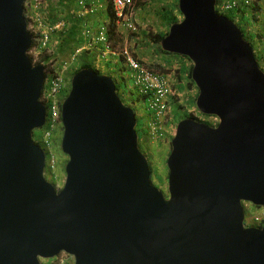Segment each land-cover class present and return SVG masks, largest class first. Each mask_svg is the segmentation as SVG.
Listing matches in <instances>:
<instances>
[{"label": "water", "instance_id": "95a60500", "mask_svg": "<svg viewBox=\"0 0 264 264\" xmlns=\"http://www.w3.org/2000/svg\"><path fill=\"white\" fill-rule=\"evenodd\" d=\"M27 0H0V264H264V71L218 0H178L182 20L161 41L188 57L196 107L216 126L181 120L167 158V191L152 184L137 114L116 81L93 68L62 103L58 191L34 133L46 126V72L28 55ZM55 1V0H53Z\"/></svg>", "mask_w": 264, "mask_h": 264}, {"label": "built area", "instance_id": "2783aa9c", "mask_svg": "<svg viewBox=\"0 0 264 264\" xmlns=\"http://www.w3.org/2000/svg\"><path fill=\"white\" fill-rule=\"evenodd\" d=\"M49 1L50 0H27L25 7L28 28L34 37L33 46L29 50L28 55L33 64L43 63L46 67V82L41 101L47 107L48 117L46 122L47 131L43 136V145L47 156L46 169L48 167L50 170L55 171L56 156L53 152L55 149L53 139L62 127L61 108L70 89V72L73 65L77 63L78 57L83 53L85 47L77 49L71 55L70 60L66 62H58L54 57L55 53L53 47H51V33L62 29L63 23H58L54 26H49L45 23L42 9L49 6ZM87 1H90L93 5L89 6ZM110 2L115 11L116 27L127 28L135 32L137 29L133 22L134 1L110 0ZM240 2L241 0H231L223 3L220 8L228 11L238 7ZM246 2L248 3V1ZM79 3V5L83 7L82 9L85 13L86 11L92 13L95 9L93 6L98 4V0H80ZM110 31L109 23L102 24L95 34V38H92L91 43L86 45V47L89 48V50L96 49L99 52L101 60L106 59L108 56L121 57L123 59L132 72L135 89L138 90L140 97L143 98L152 115L148 126V138L165 140L171 128V102L174 97H177L174 77L170 74L156 71L148 66L142 65L139 60L125 48L124 50L118 51L112 40ZM249 217L253 224H263L264 208L257 212H249ZM62 262L64 263V260Z\"/></svg>", "mask_w": 264, "mask_h": 264}, {"label": "rangeland", "instance_id": "374dc122", "mask_svg": "<svg viewBox=\"0 0 264 264\" xmlns=\"http://www.w3.org/2000/svg\"><path fill=\"white\" fill-rule=\"evenodd\" d=\"M169 0H134V16L133 22L136 26V31H130L127 28L117 27L114 29L112 40L116 46L118 51L127 49L133 56L137 59L141 60L146 66L151 69L161 71L167 74H170L172 77H177L178 71L182 68L181 57L176 55H166L159 51L157 45H155L154 38L157 32L159 31V26L170 24V16L169 12L171 11L170 6L168 4ZM157 7L160 10H157ZM167 10V12H162V9ZM182 18V16L180 17ZM110 16L106 14L104 16V20L106 23L109 22ZM253 28H257V23L253 20L248 19ZM258 47L260 45H257ZM85 51L92 52L94 49L89 50V48L84 46ZM57 53L59 56L57 57L59 60H70V53L64 52L60 53L57 49ZM66 54L70 56H66ZM90 56L85 57L84 60H88L91 65L98 72H102L103 74L111 76L118 85V93L123 100V102L135 109L137 112V118L139 125L142 124L141 129H139V145L141 150L148 157L149 163L152 167V184L159 188L161 191L165 192L167 195L168 185V170H167V158L171 151V141L173 138V130L175 126L177 127V120L174 119V114L177 115L179 112L184 113L188 112L189 114H196L195 108L189 106L187 100L190 97L196 96L197 89L192 87V89H188L185 92L177 91V97L171 102V114H170V132L165 140L159 141L156 139L150 140L148 138V126L150 124V115L146 109V103L143 102V98L140 97L138 90L134 88V82L132 80V72L128 65L122 62L121 58L119 59L112 58V56H108L106 59L100 60L99 52L95 51L89 54ZM83 59L78 60V64L76 67H80ZM115 60V61H114ZM169 64V62H171ZM117 65H116V64ZM159 67H164L160 69ZM166 70H170L169 72ZM75 73L73 72V75ZM72 75V77H73ZM176 106H180L182 108H177ZM182 115V114H181ZM197 115V114H196ZM205 119V118H203ZM206 121V120H205ZM210 121V120H209ZM212 122V121H210ZM147 134V135H146ZM63 136V130H60L56 135L55 145L57 146L54 149V155L56 156V169L55 171L50 170L48 167L46 169V176L50 182L55 184H64L65 181V166L68 161L66 155L63 154L61 150V139ZM148 139V140H147ZM158 174L161 175L164 179V183H160L158 180ZM252 211H256L257 208L252 204L249 205ZM251 219L247 217L248 225H251ZM57 258V257H56ZM70 261V256L66 254H60L57 259L53 258L49 261H43L44 264H64ZM66 264H73L72 260Z\"/></svg>", "mask_w": 264, "mask_h": 264}, {"label": "trees", "instance_id": "16d2710c", "mask_svg": "<svg viewBox=\"0 0 264 264\" xmlns=\"http://www.w3.org/2000/svg\"><path fill=\"white\" fill-rule=\"evenodd\" d=\"M218 1H219V3H221V1H223V0H218ZM105 3L107 5V8H106L107 12H108L107 14L110 16L111 28L113 29L116 26L115 11H114L113 5L111 4L110 0H105ZM103 6H104L103 3L101 4V1L98 0V4L93 6V8H95L94 11L92 13H89L88 20H90L92 22V16L93 17L96 16V14H94V13L96 11H98V10L103 9L104 8ZM176 7L178 8V0H176ZM72 8H80L79 0L78 1H76V0H74V1H72V0H55V1L50 0L49 1V6L42 9V13H43L42 15L44 17L45 23L47 25H49V26H54V25H56L58 23H63L64 26H66L67 23L70 20L72 22L73 26H72V29L70 30V33L68 35L66 34V36H65L64 28L56 30V31L51 33V38L52 37L57 38L58 42H60L59 43L60 44V46H59L60 53H63V52H69V53L72 52V53H74L77 49L83 48L85 45H89L91 43V41H92V38L93 39L95 38V34L98 32L99 28L102 26V24H104L103 21L101 22V20L96 19V23H97L96 29L92 31L93 33L89 37V40H85L84 43L82 42L83 40L82 41H78V40H76L78 32H80L79 29H78V26L81 23V21H83V24L86 25L85 24V20L86 19L85 18H80L78 15L75 14V12L71 13ZM162 11H164V9H162ZM165 11H166V8H165ZM219 11H220V9H219ZM255 11H259V12L262 11V7H260L257 2L253 3L250 6H243V7H240L238 10H232L230 12H226L225 13L232 21L236 22L242 28V31H243L245 39L247 41H249L254 47L256 45L254 39L256 37H259L260 33L264 30V23H263L262 19L259 16L255 15V13H254ZM90 17H91V19H89ZM170 19H171L170 20L171 22H170V24L168 22L167 26L165 25V23H164V25L160 24L159 31L155 35L153 43L158 46L159 51H161L162 53H164L166 55H176V54H171V53L163 51V49L161 47V41L169 33L170 26L173 23H176V22L179 21L178 18H171L170 17ZM248 19L253 20L255 23L256 22H260V25L262 26L260 32H257L258 29L256 31L253 30V28H252L253 26L250 24ZM257 25H258V23H257ZM164 26H166V27H164ZM162 27H164L165 29L162 30L161 29ZM110 32H112V31H110ZM88 52L89 51H85L84 54H86ZM72 53H70V54H72ZM84 54L82 53V55H84ZM82 55H80L78 57V59ZM58 56H59L58 53H56V55L54 57H58ZM176 56L181 57L182 68L178 71L177 77H174L176 79L175 88L179 92H185L188 89H192V87H195L197 89V87H196V85H195V83H194V81L192 79L193 63L191 62V60L188 57L181 56V55H176ZM256 57H257V59L259 60V63H260L262 61L261 60L262 57L259 55V53L256 54ZM49 58H47V59H49ZM139 62L142 65L146 66L141 60H139ZM171 63H172V61L169 62V64H171ZM187 64H191L190 67H187ZM76 65H77V63H76ZM83 68H93V69H95L91 65V63L89 61H83L82 64L80 65V67H78L76 69L75 73L78 72L79 70L83 69ZM159 68L163 69L164 67H159ZM166 71L169 72L170 70H166ZM98 73H101V72H98ZM117 90L119 91L118 88H117ZM197 97H198V93L196 94V96H194V97L191 96L190 99L187 100L188 105L191 106V107L193 106L195 108V112H196L197 115L196 114H189L188 112H184V113L179 112V114H177V115L174 114V116H175L174 119L177 120L176 123H179L181 120H183L185 118H194V119H196L198 121L206 122V123H208L211 126H213V125H215L217 123L216 122L217 119L215 117H213V116H205V115H203L202 113H200L198 111V109L196 107ZM175 98L176 97H174V99ZM143 102H144V100H143ZM146 106H147V104H146ZM176 107L177 108H182L180 106H176ZM146 109H147L148 114L150 115V120H151L152 115H151L150 111L148 110V107H146ZM170 114H171V111H170ZM203 118H205V119H203ZM209 120L212 121V122H210ZM141 127H142V124L139 125V122H138V124H137L138 133H139V129L138 128L141 129ZM46 131H47V127L45 126L41 130H37L34 133L35 142L37 144H39L42 147L43 150H44L43 136L46 133ZM150 140L152 141V139H150ZM156 140H158V139H156ZM162 140L163 139H159V141H162ZM55 142H56V138L53 139V143H55ZM54 148L56 149L57 146L54 145ZM151 170H152V167H151ZM152 174H153V171H152ZM158 180H159L160 183H164L163 177L161 175H159V174H158ZM151 181H153V180L151 179ZM167 195H168V193H167ZM71 260H72V263H73V258Z\"/></svg>", "mask_w": 264, "mask_h": 264}, {"label": "crops", "instance_id": "0c3cea01", "mask_svg": "<svg viewBox=\"0 0 264 264\" xmlns=\"http://www.w3.org/2000/svg\"><path fill=\"white\" fill-rule=\"evenodd\" d=\"M72 1H74V0H72ZM76 1H78V0H76ZM101 1V4L103 3V9H101V10H98V11H96L94 14H96V16H92V22L90 21V20H88V15H89V13L86 11V13H85V11L82 9L83 7L81 6V5H79L80 6V8H72V10H71V13L72 12H75V14L76 15H78L80 18H85L86 20H85V24L86 25H84L83 24V21H81V23L79 24V26H78V29H79V31L80 32H78V35H77V37H76V40H78V41H82L83 43H84V41L85 40H89V37L92 35V31L93 30H95L96 29V25H97V23H96V19H99V20H101V22L103 21V22H105V20H104V16L108 13L107 12V5H106V3H105V0H100ZM157 2L159 1V0H156ZM79 2H80V0H79ZM80 4V3H79ZM87 4L89 5V6H92L93 4L90 2V1H87ZM168 4H169V6H170V9H171V11L169 12V14H171V18H178V19H180V13H179V10H178V8L176 7V0H169L168 1ZM106 5V6H105ZM157 10H160V8L159 7H157ZM165 11V10H164ZM164 11H162V12H164ZM167 11V10H166ZM89 19H91V17L89 18ZM82 20V19H81ZM256 23H258V25H257V28H255V29H258L257 30V32H260V30H261V28H262V26L260 25V22H256ZM66 25V24H65ZM166 25V24H165ZM63 26H64V24H63ZM72 22H71V20L67 23V25L66 26H64V27H62V28H64V33H65V36H66V34L68 35L69 33H70V30L72 29ZM167 26V25H166ZM166 26H164V27H166ZM164 27H162L161 29L163 30V29H165ZM263 32V31H262ZM261 32V33H262ZM264 34V33H263ZM263 42L264 43V39H263V37H261V38H259L258 39V41L257 42ZM60 42H58V40H57V38H54V37H52V44H51V47H53V50H54V53L56 54L57 53V49L59 50V46H60V44H59ZM73 43V42H72ZM70 51V50H69ZM95 51H97V50H93L92 52L94 53ZM92 52H90V53H86V54H84V55H82L80 58L81 59H83L84 60V58L85 57H88V56H90L89 54H91ZM64 53V52H63ZM70 53H72V52H70ZM58 55H59V53H58ZM68 54H66V56H67ZM71 55V54H70ZM70 55H68V56H70ZM79 58V59H80ZM84 61H88V60H84ZM190 65L191 64H187V67H190ZM195 94H196V92H195Z\"/></svg>", "mask_w": 264, "mask_h": 264}, {"label": "clouds", "instance_id": "9594fccd", "mask_svg": "<svg viewBox=\"0 0 264 264\" xmlns=\"http://www.w3.org/2000/svg\"><path fill=\"white\" fill-rule=\"evenodd\" d=\"M134 1V0H133ZM228 1H231V0H223V1H221V3H219V1H218V3H217V10H218V12L220 13V14H224V15H226L225 13L226 12H230V11H232V10H238L240 7H243V6H250V5H252L253 3H255V2H257L258 3V5L260 6V7H262V11L261 12H259V11H255L254 13H255V15H257V16H259L261 19H262V21H263V23H264V2H263V0H241V2H240V4H239V6L238 7H236V8H233V9H231V10H228V11H225V10H222L220 7H221V5L223 4V3H225V2H228ZM246 1H248V3L246 2ZM219 9H220V11H219ZM178 10H179V7H178ZM25 12H26V7H25ZM179 13H180V11H179ZM182 16V14L180 13V17ZM227 16V15H226ZM26 17H27V15H26ZM228 17V16H227ZM183 18V17H182ZM182 18H180L179 19V21H181L182 20ZM28 21V20H27ZM178 21V22H179ZM106 22H104V24H105ZM109 24H110V19H109V22H108ZM236 23V22H235ZM237 24V23H236ZM239 26V25H238ZM240 27V26H239ZM117 27L115 26V28H111V24H110V29H111V31L112 32H110L111 33V37H113V33H114V29H116ZM241 28V27H240ZM253 28V27H252ZM241 30H242V28H241ZM253 30L254 31H256L257 29H255V28H253ZM264 30H263V32L262 33H260V36L259 37H256L254 40H255V43H256V45H255V47L253 46V48H254V51H255V56H256V54L257 53H259V55L262 57V61L259 63V60L257 59V57H256V59H257V61H258V63H259V65H260V67H261V69L264 71V43L263 42H257L258 41V39L259 38H261V37H263V39H264ZM257 45H260L259 47L257 46ZM258 49V50H257ZM94 50H96V49H94ZM258 51V52H257ZM73 54V53H72ZM71 54V55H72ZM56 55V54H55ZM54 55V56H55ZM82 55V54H81ZM57 60H58V62H66L65 60H59L57 57H55ZM71 58V57H70ZM112 58H115V59H119L118 57H112ZM121 58V57H120ZM122 59V58H121ZM79 60V59H78ZM101 60V59H100ZM69 61V60H68ZM115 61V60H114ZM122 62H124L123 61V59L121 60ZM192 62V61H191ZM125 63V62H124ZM39 64V63H38ZM77 64H78V61H77ZM116 64V63H115ZM45 65V64H44ZM117 65V64H116ZM76 69H77V67H76V64L75 65H73V68H72V70H71V72H70V78H71V80H72V75H73V72L75 73V71H76ZM193 70V69H192ZM97 71V70H96ZM157 71V70H156ZM45 72H46V67H45ZM98 72V71H97ZM100 74H103L102 72L100 73ZM115 80V79H114ZM132 80H133V78H132ZM174 80H175V84H176V79L174 78ZM45 82H46V79H45ZM134 82V81H133ZM117 83V82H116ZM44 87H45V85H44ZM70 88H71V82H70ZM117 88H118V85H117ZM134 88H135V86H134ZM176 89V88H175ZM198 89V88H197ZM177 90V89H176ZM69 91H70V89H69ZM69 91H68V93H69ZM118 91V90H117ZM43 92H44V90H43ZM197 93L199 94V91L197 90ZM196 93V94H197ZM68 95V94H67ZM177 95H178V93H177ZM67 97V96H66ZM65 100V99H64ZM173 102V101H172ZM127 105V104H126ZM129 106V105H128ZM62 109V108H61ZM136 114H137V112H136ZM62 118V117H61ZM216 118V117H215ZM138 119V118H137ZM217 119V118H216ZM216 124L215 125H213V126H216L217 124H218V119L216 120ZM170 123H171V121H170ZM206 123V122H205ZM61 130H63V126L61 127ZM175 131H176V126H175V128H174V134H173V137H174V135H175ZM173 139V138H172ZM250 204L249 203H245V225L246 226H248V227H262L263 225H264V223L263 224H261V225H255V224H253L252 222H251V225H248V223H247V217L249 216V212H257V211H259L260 209H262V208H264V206L263 207H256V206H254V207H256L257 208V210L256 211H252V209L250 208V206H249ZM59 257V256H58ZM57 257V258H58ZM57 258H55V259H57ZM70 258H71V256H70ZM72 259V258H71Z\"/></svg>", "mask_w": 264, "mask_h": 264}, {"label": "flooded vegetation", "instance_id": "af4514ba", "mask_svg": "<svg viewBox=\"0 0 264 264\" xmlns=\"http://www.w3.org/2000/svg\"><path fill=\"white\" fill-rule=\"evenodd\" d=\"M152 179V177H151ZM53 183V182H52ZM53 185L55 186V188L59 191L61 188H62V185L61 184H55L53 183Z\"/></svg>", "mask_w": 264, "mask_h": 264}]
</instances>
